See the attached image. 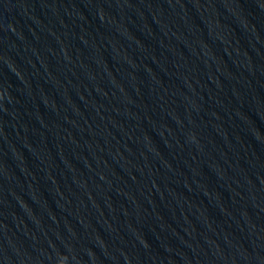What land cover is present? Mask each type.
<instances>
[{"label":"water","instance_id":"obj_1","mask_svg":"<svg viewBox=\"0 0 264 264\" xmlns=\"http://www.w3.org/2000/svg\"><path fill=\"white\" fill-rule=\"evenodd\" d=\"M0 264H264V0H0Z\"/></svg>","mask_w":264,"mask_h":264}]
</instances>
